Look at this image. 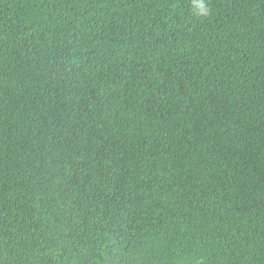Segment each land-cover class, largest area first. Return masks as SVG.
Instances as JSON below:
<instances>
[{
    "label": "trees",
    "instance_id": "1",
    "mask_svg": "<svg viewBox=\"0 0 264 264\" xmlns=\"http://www.w3.org/2000/svg\"><path fill=\"white\" fill-rule=\"evenodd\" d=\"M0 264H264V0H0Z\"/></svg>",
    "mask_w": 264,
    "mask_h": 264
},
{
    "label": "clouds",
    "instance_id": "2",
    "mask_svg": "<svg viewBox=\"0 0 264 264\" xmlns=\"http://www.w3.org/2000/svg\"><path fill=\"white\" fill-rule=\"evenodd\" d=\"M206 14V13H205Z\"/></svg>",
    "mask_w": 264,
    "mask_h": 264
}]
</instances>
